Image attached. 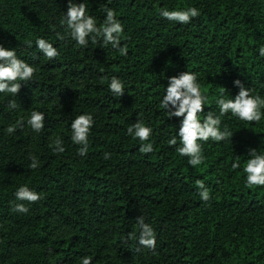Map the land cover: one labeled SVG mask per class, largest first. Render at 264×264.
I'll return each instance as SVG.
<instances>
[{"label":"trees","instance_id":"16d2710c","mask_svg":"<svg viewBox=\"0 0 264 264\" xmlns=\"http://www.w3.org/2000/svg\"><path fill=\"white\" fill-rule=\"evenodd\" d=\"M68 2L0 0V45L38 69L19 81L17 95L0 93V264H80L85 256L92 264H264V187H246L243 172L250 149L264 153V115L258 123L222 116L221 131L227 126L232 137L200 141L205 160L193 167L176 151L182 118L168 119L160 107L168 79L186 71L207 90L201 121L219 115L221 87L225 98L238 94L237 79L264 97V0H74L98 26L104 6L116 12L126 56L102 40L80 47L66 35ZM187 7L200 12L187 24L160 15ZM39 38L59 55L48 59ZM114 76L121 97L109 89ZM32 111L45 115L40 132L27 123ZM86 113L94 125L81 156L71 123ZM138 121L153 129L151 153L127 134ZM57 137L63 153L54 150ZM237 157L241 167L232 169ZM25 185L38 202L16 199ZM19 203L28 213L13 210ZM140 217L156 234L154 249L139 244Z\"/></svg>","mask_w":264,"mask_h":264},{"label":"clouds","instance_id":"9594fccd","mask_svg":"<svg viewBox=\"0 0 264 264\" xmlns=\"http://www.w3.org/2000/svg\"><path fill=\"white\" fill-rule=\"evenodd\" d=\"M110 2V0H109ZM102 10L106 13V17L102 24L97 25V20L88 14L85 2L75 3L69 0L67 13L61 21L66 25L65 33L70 36L80 47H87L89 39L93 44L98 40H102L105 46L111 45L113 49H117L121 55H127V45L121 47V39L124 33L123 24L116 19V12L111 8L104 6ZM160 15L169 21H175L181 24L191 22L192 18L200 15L196 7H187L182 10L160 9ZM57 38L65 39V35L57 33ZM38 49L48 58L54 59L59 55L58 50L47 40L39 38L36 40ZM259 54L264 56V46L260 47ZM38 71L34 66L28 64L17 57L15 49L9 50L0 45V93H8L17 95L21 83L19 81H29ZM234 86L239 89L238 94L233 98H225L226 89L220 88V96L216 103L219 107V115L214 112H208L203 121L200 114L204 111V106L208 100L206 89L198 82L197 74L192 72H183L178 76L168 79L166 93L160 102V107L165 109L168 119L182 118L178 137L180 147L176 149L180 156L189 157L188 163L193 166H199L204 163L202 145L200 141L208 142L213 140L216 142L224 141L232 137V133L225 126L221 131V117L227 113H231L234 117L246 122H260L264 112V97L259 94L253 95V89L245 86L239 79L234 81ZM109 89L116 96H123L124 84L115 76L112 77ZM10 107L16 108V102L10 101ZM45 115L40 111H32L27 120L28 125L35 132L44 129ZM94 125L93 116L90 114L78 115L71 123V140L74 144L80 145L78 154L84 156L88 152L90 130ZM17 126L22 127L23 121H17V124L10 125L7 132L12 134L16 131ZM153 129L146 126L143 121H138L127 129V134L141 141L139 151L141 153L153 152V144L150 141ZM178 141L175 136L168 140L170 146L177 145ZM58 153H63L65 148L62 146V140L57 137L55 140V149ZM248 156L250 157L244 163L243 172L246 174V187H264V153H258L255 149H250ZM107 160L110 158L109 153L104 154ZM32 163L29 165L32 169H37L39 163L37 158L31 157ZM232 169L241 167L239 157L231 165ZM197 187L200 189V197L203 201L210 199L209 190L203 181H196ZM16 199L19 201H27L35 203L41 199L40 194L30 190L27 185L21 186L15 193ZM14 211L19 213H28L29 209L23 203L16 204ZM141 229L139 236V244L143 247L154 249L156 246V234L152 227L144 222V218L137 220ZM80 264H92V258L85 256L81 259Z\"/></svg>","mask_w":264,"mask_h":264}]
</instances>
